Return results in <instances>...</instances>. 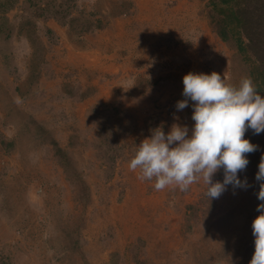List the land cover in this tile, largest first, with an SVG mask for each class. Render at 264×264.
<instances>
[{
	"label": "rangeland",
	"instance_id": "obj_1",
	"mask_svg": "<svg viewBox=\"0 0 264 264\" xmlns=\"http://www.w3.org/2000/svg\"><path fill=\"white\" fill-rule=\"evenodd\" d=\"M180 1L181 6L177 5V0H160L165 13L169 14L161 18L162 24L167 28H176L175 22L183 23L179 28V38L171 34L176 30L173 29L168 32L165 43H161V58L166 60V64L159 67L157 73L160 75L156 73V76L151 65L135 57L132 63L139 66L134 74L117 70L119 77L126 78L123 84L115 79L114 70H108L104 75L106 81L90 78L84 84L83 93L76 96L68 85L78 81L77 75L69 78L70 81L64 79L59 105L64 107L63 103L68 100L72 109L70 119H63L65 126L62 129L54 126L55 132L51 125L43 123L33 133L31 125L36 123L34 119L38 112L28 100L27 107L32 108L28 115L32 121L26 126L22 123L21 131L33 137V141L27 143L32 151L18 155L20 164L30 163L32 167L31 171H25L26 186L22 189L27 198L28 211H21L20 218L11 214L7 220H0V264H77L68 259L70 254L78 255L79 264H94L88 258L89 251L85 245L86 207L93 210V196L100 198L106 209L127 203L132 197L130 191L134 183L142 193L139 205L142 211H146V216L149 218L152 211L158 212L159 221L172 230H169L168 236H171L170 242L176 244L174 249L169 248L175 256L174 264H249L254 252L252 221L260 214L256 209L262 203L257 199L261 182L255 179V175L264 155L263 132L254 134L248 129L244 136L257 146L255 152L247 154L249 163L246 169L238 173L240 180L246 178L248 187L228 185L217 199H208L202 181L193 183L185 191L178 187L158 191L154 188V180H140L139 170L132 171L128 167L139 145L129 141L149 138L157 127H162L167 134L173 123L187 126L191 135L195 123L191 119L193 102L189 99L188 107L179 111L176 109L177 101L186 99L182 95L185 74H211L214 71L234 86H238L245 76L251 77L255 85L254 79L257 78L260 88L257 93L264 96V82L254 59L251 61L239 50L235 26L227 22L223 13L213 8L215 0ZM141 3L142 0H0V50L7 59L15 92L22 95L25 88L29 91L32 84L40 81L44 67L48 66L49 72L55 69L51 66L53 62L61 68L59 59L66 55L86 54L93 46L91 43L97 44L101 36L115 33L113 25L116 20H131ZM226 29L224 37L222 32ZM108 38L114 42V38ZM244 42L247 44L246 39ZM118 49V54L127 58L126 49ZM111 52L106 56L111 58L114 53ZM17 53L21 55V73L15 63ZM111 60L122 63V58ZM67 66L68 63L61 69L67 70ZM132 76L135 83H132ZM166 79L172 80L170 86L176 89L169 91L165 99L154 96L159 91L158 86ZM149 88L153 113L147 105L151 99ZM22 113L17 112L18 120ZM60 121L54 123L59 124ZM3 125L9 127L6 123ZM20 139L15 136L4 140L1 146L13 153ZM77 141L94 142L91 152L94 153L98 171H90L86 166L81 168L80 164L86 163L87 155L78 157L77 152L74 156L78 151ZM86 142L82 145L85 146ZM47 158L56 161L54 172L61 170L67 178H74L79 186L74 188L72 211L67 214L64 224L58 212L30 216L32 203L29 204L28 195L33 190L40 200L44 199L45 187L53 186L49 176L38 170L36 175L32 174L39 161L45 162ZM5 163L0 160V164ZM12 163L17 161L12 160ZM15 168L24 172L17 164ZM10 169L11 165L1 173L8 176L13 173ZM101 173L106 177L99 184L91 176H100ZM213 181H223L222 169L214 174ZM99 185L103 186L101 194ZM58 202V209L64 206L62 201ZM148 203L156 208L151 209ZM44 205H49L48 201ZM3 207L0 211L6 213L7 206ZM67 224L72 226L71 229H67ZM110 228L114 229L113 226ZM101 238L113 239L112 231L102 233ZM139 253L133 264H150L145 253Z\"/></svg>",
	"mask_w": 264,
	"mask_h": 264
},
{
	"label": "bare ground",
	"instance_id": "obj_2",
	"mask_svg": "<svg viewBox=\"0 0 264 264\" xmlns=\"http://www.w3.org/2000/svg\"><path fill=\"white\" fill-rule=\"evenodd\" d=\"M177 5L181 6L182 2L177 0ZM165 15L169 16V14L165 13L160 0H142L141 6L137 8V14L132 15L131 20L127 22L122 20L115 21L113 25L115 33H109L103 37L101 36L97 44L91 43L90 45L93 46L90 47L86 54L70 53L64 58L59 59L61 68L65 67L68 63L67 67L69 68L67 70L57 68L55 62L51 65L55 68L52 72L48 71V66L44 67L40 81L35 82V85L32 84L29 91H26L24 87L25 89L22 91V95L17 94L12 87L7 59H5L4 53L0 50V160L6 163L9 162L4 165L0 164V210L5 208L3 205L7 206L6 213L0 211V220H7L11 214H15V216L20 218L21 211L22 213H26L23 211L24 209L28 211L27 198L22 189L25 185V171H31L32 167L30 163L20 164L18 158V155L21 153L29 154V152L32 151L27 143L32 142L33 137L29 134H23L21 131L22 123L26 126L32 121L28 115L32 109L27 107V104H29L28 100L30 99V104L34 111L38 112L34 119L36 123L31 125L33 133H36L37 128L39 126L41 127L43 123L51 125L52 130H54L53 132H55L54 126H57L58 129H62V127L65 126L63 119H70L72 109V105L68 100L63 103L64 107L59 105V98L63 96L61 84L64 79L70 81L69 78L72 79L74 78V74L77 75L78 81L72 86L68 85V88L73 89V93L76 96H80L81 93H83L84 84L87 83L88 79L91 78L99 82L106 81L104 75L108 70H114L116 72L115 79L123 84L126 78L119 77L117 75V70L129 72L131 75L134 74L139 66V64L135 66L132 63V59H135V57L143 60L145 62L144 64L151 65L154 70L153 73H155L156 76L157 74L160 75L159 72L157 73L159 67L166 64V60L161 58V43L162 45L165 43L168 38V32L173 29L176 30L171 34L177 35L179 38L181 35V33H179V28L183 26V23L178 21L174 23L176 28L165 27L161 21V18L163 19ZM108 37L114 38V42H111ZM116 48L126 49L128 54L127 58L121 57V53L118 54L120 50H116ZM163 48H166V46ZM111 51L114 52L111 58L120 60L122 58L121 64L114 61L116 59L111 60L110 57L106 56L107 53H112ZM51 56L52 55H50V58L52 59ZM20 58V53H17L15 56V63L18 66L20 65ZM63 62L65 63L63 64ZM20 66L18 71L21 73L23 69ZM134 79L132 76V83H135ZM172 82V80L166 79L163 84L158 86L159 91H157V93L155 92L153 95L165 99V95L169 94V91L176 89L170 86ZM148 90L151 99L150 101L148 100L147 105L153 113L152 95L150 93V88ZM22 98L25 99L22 100ZM18 111H23L20 120L16 118ZM61 112L63 114H61ZM59 120H61L59 124L54 123ZM4 123L9 126V129L3 125ZM15 136H19L21 139L16 142L14 151H12L13 153L5 149V147L2 148L1 143L4 140H11ZM141 141L142 140H132L129 141V143L133 144L137 142L140 144ZM83 142L86 141H77L78 151L76 150L74 156L77 152H79L77 155L78 157L83 154L85 156L87 155L86 163H84V165L82 163L80 164L82 165L81 168H85L84 166H86L90 171H98L94 153L91 152L94 142L87 141L85 146L82 145ZM7 153L10 155L7 156ZM12 160L17 161V163H12ZM39 162L40 164H37L36 170L32 174L36 175L38 170L49 176V180L53 186L52 188L45 187L46 197L44 199L40 200V197H38L33 190L31 195H28V202L29 204L30 202L32 203L30 204V206H32L30 216L40 217L48 213L54 215L58 212L64 224L67 214L72 211L75 198L74 188L75 186H79L76 184L74 178H67V176L62 174L61 170L58 172L53 171L56 161L47 158L45 162L41 160ZM16 164L24 172L16 169ZM9 165H11L10 172L13 173L6 176L2 174L1 171ZM104 177H106V175H102V173L100 176H91V178L99 184H101L100 180ZM132 185L133 189L130 191L132 197L127 200V203L124 202L118 207L106 209L103 205V201L93 196V210H90L89 206L86 207L84 234L87 236L85 245L89 251V260L94 262V264H133L136 257L140 255L139 252L142 251L145 253L150 264H174V261H176L175 256L170 252V249H174L176 244L171 243V236H168L170 231H172L171 228L164 222L159 221L160 215L158 212L152 211L153 214H151L149 218L146 216V211H142L139 205V201L142 199V193L137 190L136 183ZM99 188V194H101V192H103V186L99 185ZM58 200L64 203V206L59 209L57 208L59 203ZM45 201H48L49 205H44ZM148 206L151 207V209L156 208L155 205L151 203H148ZM110 226H113L114 229L111 230ZM70 227L72 226L67 224V229H71ZM108 231H112L113 233V239L109 241L101 238L102 233ZM68 259L74 260L77 264L81 262L78 255L75 254L74 256L70 254Z\"/></svg>",
	"mask_w": 264,
	"mask_h": 264
},
{
	"label": "clouds",
	"instance_id": "obj_3",
	"mask_svg": "<svg viewBox=\"0 0 264 264\" xmlns=\"http://www.w3.org/2000/svg\"><path fill=\"white\" fill-rule=\"evenodd\" d=\"M182 82L186 99L177 101L176 109L188 107L189 99L193 102L191 135L188 127L179 123H173L167 134L162 127L153 129L137 146L129 169L139 170L140 180H154L158 191L168 187L185 191L202 181L208 199L219 198L228 185L248 187L246 178L240 180L238 173L246 169L247 154L255 152L257 146L244 136L248 129L254 134L264 132V96L257 93L248 76L234 86L214 71L189 72ZM220 169L223 181H213ZM258 169L255 179L261 183L257 199L262 203L256 209L260 214L252 221L254 252L249 264H264V155Z\"/></svg>",
	"mask_w": 264,
	"mask_h": 264
},
{
	"label": "trees",
	"instance_id": "obj_4",
	"mask_svg": "<svg viewBox=\"0 0 264 264\" xmlns=\"http://www.w3.org/2000/svg\"><path fill=\"white\" fill-rule=\"evenodd\" d=\"M212 3L213 8L235 26L239 50L246 58L254 59L264 82V0H215ZM226 31L222 32L224 37ZM254 80L259 91L257 78Z\"/></svg>",
	"mask_w": 264,
	"mask_h": 264
}]
</instances>
